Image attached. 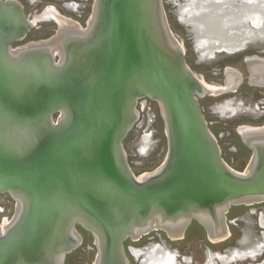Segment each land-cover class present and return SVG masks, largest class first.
Returning a JSON list of instances; mask_svg holds the SVG:
<instances>
[{
	"label": "water",
	"instance_id": "obj_1",
	"mask_svg": "<svg viewBox=\"0 0 264 264\" xmlns=\"http://www.w3.org/2000/svg\"><path fill=\"white\" fill-rule=\"evenodd\" d=\"M51 36L13 46L34 25L0 0V264H65L91 235L92 264H130L124 241L152 230L182 238L196 221L228 237L232 206L264 201V125L240 133L251 155L232 168L199 103L212 88L191 70L163 0H93L82 26L55 15ZM264 87V58H246ZM157 103L163 160L136 174L123 140L139 103ZM249 264H264L260 262Z\"/></svg>",
	"mask_w": 264,
	"mask_h": 264
},
{
	"label": "flooded vegetation",
	"instance_id": "obj_2",
	"mask_svg": "<svg viewBox=\"0 0 264 264\" xmlns=\"http://www.w3.org/2000/svg\"><path fill=\"white\" fill-rule=\"evenodd\" d=\"M18 1L23 5L25 14L34 21V25L25 38L21 41L13 42V46L44 39L54 34L58 27L54 19L55 15L65 16L84 26L91 12L93 0ZM163 1L169 25L184 48L185 60L191 70L206 85L212 88L234 87L233 90L216 95L205 94L199 97V103L208 126L220 145L222 157L232 168L243 170L249 161L251 150L243 143L239 128L264 125V87L251 85L248 82L246 58L251 56L264 58V38L256 41H247L244 46L232 50H216L208 59H201L195 50L193 36L189 33L187 25L183 24L179 18V5H187L190 0ZM236 2L238 5L241 4V0H236ZM43 13L46 15L44 18L35 19L36 15H42ZM242 13L241 11L238 14ZM253 21L254 19L248 18L243 20V23L253 28L258 25H264V19L256 18ZM225 102H232V105L239 107L238 111L233 114L221 115L215 110V107ZM137 108L139 109L140 117L138 123L130 130L141 145L140 148L136 149L137 154L139 156L146 155L150 147H158L163 144L164 140L166 147L163 122L157 103L146 99L145 103H139ZM153 130H155L157 137L151 141L150 135ZM130 132L123 140L125 148H128V140L131 138ZM160 134H163L164 138ZM128 160L133 171L139 174L136 168L137 161H133L129 157ZM13 204V200L8 194H0V219L3 211L10 213L13 210ZM226 218L229 235L221 241H210L205 229L196 221H193L188 226L183 237L179 239H171L164 231L158 229L150 231L137 240L127 238L124 241V246L130 264H141V257L139 255L136 256L134 251L148 246L156 245L164 250L167 248L168 254L170 252L169 255L171 256V264H205L210 260L211 263L218 261V258L215 257L216 254H223L235 248L236 250H243L253 242L259 239L262 240V233L264 232V201L252 205L232 206L226 214ZM80 232L83 236V242L87 239H90L91 242V235L88 232L81 229ZM187 239L201 241L202 258L200 260L195 259L190 254L183 253L179 242L187 241ZM91 244L93 245L92 242ZM91 249L95 254L94 246ZM263 257L264 246L253 258H246L227 264L257 263ZM197 261H201V263ZM65 264H76V262L73 260L68 261L66 258Z\"/></svg>",
	"mask_w": 264,
	"mask_h": 264
},
{
	"label": "bare ground",
	"instance_id": "obj_3",
	"mask_svg": "<svg viewBox=\"0 0 264 264\" xmlns=\"http://www.w3.org/2000/svg\"><path fill=\"white\" fill-rule=\"evenodd\" d=\"M240 3L242 5H238L236 0H190L187 5H179V18L183 24L187 25L189 33L193 36L195 50L201 59H208L216 50H232L244 46L247 41L264 38V25L253 28L243 23V20L248 18L254 21L256 18L264 19V0H241ZM241 11L243 13L238 14ZM45 16L44 13L36 15L35 19H42ZM231 103L225 102L214 107L221 115L233 114L238 111L239 107ZM246 128L248 127L239 128V132ZM263 246L264 232L262 240L253 242L246 249L236 250L235 248L223 254H216L218 261L211 263L210 260L205 264H227L253 258ZM167 250V248L164 250L155 245L135 250L134 253L141 257V264H171L170 252L168 254Z\"/></svg>",
	"mask_w": 264,
	"mask_h": 264
},
{
	"label": "rangeland",
	"instance_id": "obj_4",
	"mask_svg": "<svg viewBox=\"0 0 264 264\" xmlns=\"http://www.w3.org/2000/svg\"><path fill=\"white\" fill-rule=\"evenodd\" d=\"M155 133V130H153L152 134L150 135L151 141L154 140L155 137H157V134ZM130 134L131 138L128 140V148L125 149L127 151V154L129 155V159L137 161L136 168L139 174L154 169L164 158L166 152L165 140L163 144L158 147H150L146 155L139 156L136 152V149L140 148V142L138 139L134 138L135 135L132 131L130 132ZM160 135L164 138L163 134ZM201 244V241H191L189 239H187V241L185 240L183 242H179V246L183 249V253L190 254L197 260H200L202 258ZM91 248H93V245L91 244L90 239H87L76 250L68 254L67 260H73L76 262V264H92L94 252ZM197 262L201 263V261Z\"/></svg>",
	"mask_w": 264,
	"mask_h": 264
},
{
	"label": "built area",
	"instance_id": "obj_5",
	"mask_svg": "<svg viewBox=\"0 0 264 264\" xmlns=\"http://www.w3.org/2000/svg\"><path fill=\"white\" fill-rule=\"evenodd\" d=\"M11 215H9V212L3 211L2 212V218L0 220H8Z\"/></svg>",
	"mask_w": 264,
	"mask_h": 264
},
{
	"label": "trees",
	"instance_id": "obj_6",
	"mask_svg": "<svg viewBox=\"0 0 264 264\" xmlns=\"http://www.w3.org/2000/svg\"><path fill=\"white\" fill-rule=\"evenodd\" d=\"M12 211H13V210H11V212L9 213V215H11V214H12ZM91 242H92V238H91ZM93 256H94V255H93Z\"/></svg>",
	"mask_w": 264,
	"mask_h": 264
}]
</instances>
